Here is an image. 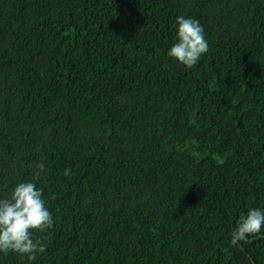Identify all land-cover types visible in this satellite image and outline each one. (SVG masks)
<instances>
[{"label": "trees", "instance_id": "1", "mask_svg": "<svg viewBox=\"0 0 264 264\" xmlns=\"http://www.w3.org/2000/svg\"><path fill=\"white\" fill-rule=\"evenodd\" d=\"M29 180L55 218L34 264H264V229L230 244L264 207V0H0V198Z\"/></svg>", "mask_w": 264, "mask_h": 264}, {"label": "clouds", "instance_id": "2", "mask_svg": "<svg viewBox=\"0 0 264 264\" xmlns=\"http://www.w3.org/2000/svg\"><path fill=\"white\" fill-rule=\"evenodd\" d=\"M174 43L166 56L185 68H192L208 52L209 44L203 25L198 19L178 15L174 22ZM45 164L36 166L33 176L38 178ZM65 169V174H69ZM55 218L47 205L44 190L34 180L15 183L5 198H0V253H13L34 264L48 248L47 241L37 233L52 229ZM264 229V207H249L239 216L230 236L236 245L249 236H258Z\"/></svg>", "mask_w": 264, "mask_h": 264}]
</instances>
